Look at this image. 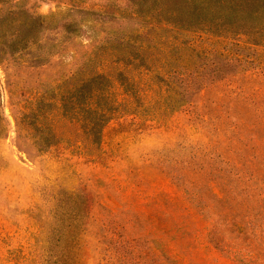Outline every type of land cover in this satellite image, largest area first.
<instances>
[{
	"label": "rangeland",
	"instance_id": "1",
	"mask_svg": "<svg viewBox=\"0 0 264 264\" xmlns=\"http://www.w3.org/2000/svg\"><path fill=\"white\" fill-rule=\"evenodd\" d=\"M0 15L14 19L0 28V264H240L212 241L190 194L212 207L215 175L232 186L240 163L264 160V51L246 77L209 86L187 106L115 116L99 151L59 143L37 156L16 144L8 75L20 81L21 100L59 76L65 89L89 48L146 32L155 16L149 0H0ZM197 36L201 47L206 39Z\"/></svg>",
	"mask_w": 264,
	"mask_h": 264
},
{
	"label": "trees",
	"instance_id": "2",
	"mask_svg": "<svg viewBox=\"0 0 264 264\" xmlns=\"http://www.w3.org/2000/svg\"><path fill=\"white\" fill-rule=\"evenodd\" d=\"M149 2L155 16L151 29L125 35L115 46L89 48L82 64L68 73L67 88L60 85L63 76H59L42 91L39 85L32 87L21 100L20 81L8 75L10 113L21 150L39 156L56 144L68 143L99 151L103 128L115 116H153L187 106L209 86L241 71L245 76L261 63L255 56L256 50L264 51V0ZM13 20L5 22L0 15V28L12 26ZM191 36L206 41L198 47ZM134 38L147 42L132 44ZM27 49L25 43L19 51ZM181 52L211 62L206 68L180 62ZM246 52L252 56L248 58ZM28 66L36 68L32 63ZM236 90L245 91L242 86ZM1 108L0 92V138L7 133ZM239 166L238 173L226 177L232 186L219 175L208 182L217 189L211 192L212 207L190 194L189 188L184 192L197 197L200 212L212 224L210 237L217 247L240 264H264V160Z\"/></svg>",
	"mask_w": 264,
	"mask_h": 264
}]
</instances>
